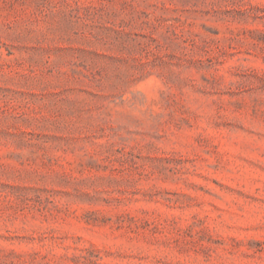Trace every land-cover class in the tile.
Returning <instances> with one entry per match:
<instances>
[{
	"label": "rangeland",
	"instance_id": "rangeland-1",
	"mask_svg": "<svg viewBox=\"0 0 264 264\" xmlns=\"http://www.w3.org/2000/svg\"><path fill=\"white\" fill-rule=\"evenodd\" d=\"M0 264H264V0H0Z\"/></svg>",
	"mask_w": 264,
	"mask_h": 264
}]
</instances>
